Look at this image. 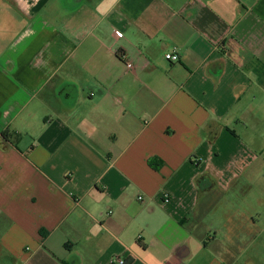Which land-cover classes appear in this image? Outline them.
<instances>
[{
	"label": "crops",
	"instance_id": "0c3cea01",
	"mask_svg": "<svg viewBox=\"0 0 264 264\" xmlns=\"http://www.w3.org/2000/svg\"><path fill=\"white\" fill-rule=\"evenodd\" d=\"M117 258L264 264V0H0V264Z\"/></svg>",
	"mask_w": 264,
	"mask_h": 264
},
{
	"label": "built area",
	"instance_id": "2783aa9c",
	"mask_svg": "<svg viewBox=\"0 0 264 264\" xmlns=\"http://www.w3.org/2000/svg\"><path fill=\"white\" fill-rule=\"evenodd\" d=\"M165 59L169 62H177L178 61V56L177 55H174V54H166L165 55ZM126 67L128 69H131L132 68V65L130 63H128L126 65ZM138 200H141V197L138 198ZM110 214V213H109ZM114 264H125L124 260L123 259H120V258H117L114 260Z\"/></svg>",
	"mask_w": 264,
	"mask_h": 264
},
{
	"label": "trees",
	"instance_id": "16d2710c",
	"mask_svg": "<svg viewBox=\"0 0 264 264\" xmlns=\"http://www.w3.org/2000/svg\"><path fill=\"white\" fill-rule=\"evenodd\" d=\"M149 164H150L151 167H158L157 165L156 166L154 165V161L153 160L149 161Z\"/></svg>",
	"mask_w": 264,
	"mask_h": 264
}]
</instances>
